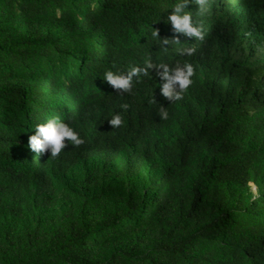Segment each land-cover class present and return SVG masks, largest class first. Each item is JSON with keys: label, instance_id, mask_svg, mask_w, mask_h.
<instances>
[{"label": "trees", "instance_id": "obj_1", "mask_svg": "<svg viewBox=\"0 0 264 264\" xmlns=\"http://www.w3.org/2000/svg\"><path fill=\"white\" fill-rule=\"evenodd\" d=\"M179 2L0 0V264H264V191L246 194L264 181V0H209L203 16L190 0L203 40L173 31ZM148 58L193 65L182 100L163 97L155 69L132 93L104 79ZM56 116L85 142L32 151L35 125ZM86 160L98 164L83 184L102 191L25 224L58 205L55 177ZM144 176V190L113 189Z\"/></svg>", "mask_w": 264, "mask_h": 264}, {"label": "clouds", "instance_id": "obj_2", "mask_svg": "<svg viewBox=\"0 0 264 264\" xmlns=\"http://www.w3.org/2000/svg\"><path fill=\"white\" fill-rule=\"evenodd\" d=\"M190 0H181L174 7V11L168 16L171 22L173 31L178 34H183L189 38L195 37L198 40H203L204 35L202 25L195 26L192 22V15L185 11V8ZM198 7V14L205 15L210 8L209 0H192ZM154 38L159 37V30L152 32ZM179 38H163L162 44H178ZM165 51L167 49L165 48ZM182 54L191 56L195 52L194 47H189L180 50ZM155 69V75L161 80L160 91L163 97L171 103L183 99V94L187 92L189 86L193 83L191 77L195 74L194 67L189 62L181 63L177 61L174 67L167 64H154L150 58L144 61L143 67L133 66L126 73H114L107 71L104 74V79L117 91L118 94L132 93L133 78L141 75L147 76L149 70ZM155 102V101H153ZM121 107L126 111L127 104H122ZM162 120H167L169 113L167 109L161 105L157 111ZM109 124L112 128H118L123 124V119L120 114H113L109 119ZM35 134L28 138V146L30 149L38 154L51 153V157H57L62 150L65 149L66 140L74 147H79L85 141L80 137L68 123L60 119V117H50L42 123L35 125Z\"/></svg>", "mask_w": 264, "mask_h": 264}, {"label": "rangeland", "instance_id": "obj_3", "mask_svg": "<svg viewBox=\"0 0 264 264\" xmlns=\"http://www.w3.org/2000/svg\"><path fill=\"white\" fill-rule=\"evenodd\" d=\"M261 113H264V108L261 109ZM250 144V143H249ZM95 160H86L74 168L73 172L69 175H58L55 177V182L58 187L57 199L59 203L56 207L49 209L44 207H34L28 210L23 218L25 224H36L39 219L43 217H54L58 213L71 209L75 205L80 203L81 197L85 195H93L102 191L101 185L99 187H90L83 184L82 179L85 177L96 165ZM16 167L27 168L28 164L15 163ZM148 176L137 179L128 180H113V189L118 193H129L134 188L145 189ZM264 191V181L259 184L250 183L249 188L246 190V194L254 198L259 196ZM4 224L0 227L2 231Z\"/></svg>", "mask_w": 264, "mask_h": 264}]
</instances>
